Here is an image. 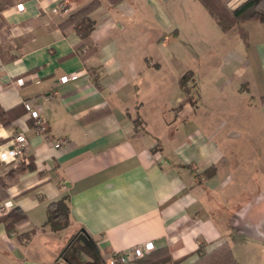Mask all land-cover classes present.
<instances>
[{"label": "crops", "instance_id": "crops-1", "mask_svg": "<svg viewBox=\"0 0 264 264\" xmlns=\"http://www.w3.org/2000/svg\"><path fill=\"white\" fill-rule=\"evenodd\" d=\"M91 1L0 0V145L28 141V164L0 163V205L26 218L0 221V264H114L149 242L127 264L161 249L194 264L201 243L264 264V22L241 24L243 40L199 0H99L82 42L60 25ZM197 12L212 33L198 46ZM64 197L70 224L54 232L47 207Z\"/></svg>", "mask_w": 264, "mask_h": 264}, {"label": "trees", "instance_id": "trees-1", "mask_svg": "<svg viewBox=\"0 0 264 264\" xmlns=\"http://www.w3.org/2000/svg\"><path fill=\"white\" fill-rule=\"evenodd\" d=\"M199 1L207 9L209 15L212 17L221 31L226 32L232 27L237 26V29L243 40H245L246 37L245 32L240 27L241 24L250 20L264 22V0H245L232 10H229L226 6L230 0ZM99 6V0H93L89 2L85 6L72 13L67 18V20L60 25V28L66 29L67 27H74L81 41L87 42L94 26L93 22L89 19V15ZM81 46H83V43H81L80 47ZM184 78H186V75L182 78L181 82L185 81ZM261 101L264 103V97L261 98ZM4 117H7V113L0 112V121H2ZM133 123L135 126H142V123L138 117L133 120ZM5 126L7 125L5 124ZM22 169V165L16 167V170L10 171L7 177H10L13 172L21 171ZM213 173V168L204 172L205 177H209ZM2 188H5V183L0 184V191ZM25 220V216L19 209L16 208L11 209L8 213L0 218V221L5 224V227L8 231H12L17 225L23 223ZM69 224L70 220L67 197L50 203L47 207V219L45 226H48L54 232H59L69 226ZM198 253L199 260L194 264H238L233 257L228 243L223 244L216 251L210 254H206L204 252V244L201 243L198 248ZM144 259V264H170L171 260L166 249H161L154 253H150L149 255L145 256ZM171 264H177V262H171Z\"/></svg>", "mask_w": 264, "mask_h": 264}, {"label": "built area", "instance_id": "built-area-1", "mask_svg": "<svg viewBox=\"0 0 264 264\" xmlns=\"http://www.w3.org/2000/svg\"><path fill=\"white\" fill-rule=\"evenodd\" d=\"M16 9L18 12L23 11L22 4H19L16 6ZM55 13L58 14H69L70 8L66 6L63 2H59L56 7L53 9ZM77 78V75L72 76H61L59 78L60 84H66L72 80H75ZM17 85H22L24 83L23 79H19L16 81ZM24 109L29 113V116L32 120H34L36 124V128L38 129V132L42 134L43 136H46V127L44 120L39 116L38 112L35 110H32V107L30 104L25 103ZM64 144V141L58 140L55 142L54 147L59 148L61 145ZM2 145H0V163L3 164H9V163H26L28 164V141L26 138V135L24 132H17L15 133L10 141H9V147L5 150L1 149ZM10 210L8 208L2 207L0 205V216L5 215ZM153 250V244L151 242L143 244L142 246L132 248L131 250H128L126 252H118L112 256V261L114 264H127L129 262V259L132 258H140L145 253L150 252Z\"/></svg>", "mask_w": 264, "mask_h": 264}, {"label": "rangeland", "instance_id": "rangeland-1", "mask_svg": "<svg viewBox=\"0 0 264 264\" xmlns=\"http://www.w3.org/2000/svg\"><path fill=\"white\" fill-rule=\"evenodd\" d=\"M240 0H230L229 3L226 4L227 8L229 10H231L233 8V6L239 2ZM198 4V3H197ZM198 10H200V12H202L201 8L202 6L199 4L197 5ZM201 13L197 12L196 13V27H195V33H196V44L201 45V43L206 42L208 39H210L212 37V33H210L205 25V18L203 17V15L200 16ZM204 14V13H202ZM206 59V56L201 54V49L197 50L196 52V62L201 60V63L203 62V60Z\"/></svg>", "mask_w": 264, "mask_h": 264}]
</instances>
